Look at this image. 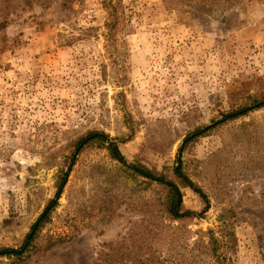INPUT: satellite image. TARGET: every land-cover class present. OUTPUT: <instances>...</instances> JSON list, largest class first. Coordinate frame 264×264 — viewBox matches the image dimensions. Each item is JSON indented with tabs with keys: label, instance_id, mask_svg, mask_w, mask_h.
Returning a JSON list of instances; mask_svg holds the SVG:
<instances>
[{
	"label": "rangeland",
	"instance_id": "obj_1",
	"mask_svg": "<svg viewBox=\"0 0 264 264\" xmlns=\"http://www.w3.org/2000/svg\"><path fill=\"white\" fill-rule=\"evenodd\" d=\"M119 1L112 41L103 0H0L1 246L30 231L88 131L126 140L119 148L131 163L169 171L190 131L243 97H264V0ZM104 161L88 150L72 167L47 230L67 242L21 264H92L126 237L141 218L127 205L107 224L77 217L90 197L85 172ZM183 162L209 202L186 221L190 243L209 230L222 239L229 210L239 243L233 263L264 264V108L218 126ZM183 192L187 209L205 210L204 198Z\"/></svg>",
	"mask_w": 264,
	"mask_h": 264
},
{
	"label": "trees",
	"instance_id": "obj_2",
	"mask_svg": "<svg viewBox=\"0 0 264 264\" xmlns=\"http://www.w3.org/2000/svg\"><path fill=\"white\" fill-rule=\"evenodd\" d=\"M103 6L108 13L105 24L107 39L113 41L120 24L122 3L119 0H103ZM5 25L2 24L0 29ZM263 108L264 97L259 101L251 97L241 98L239 104L214 116L211 125H202L190 131L179 149L180 156L175 167L158 173L141 163H131L122 155L119 144L126 140L112 138L103 130L88 131L73 142V153L66 172L62 170L56 174L55 196L17 245H0V258L11 259L10 264H21L67 242L68 236L57 237L47 230L69 182L72 167L74 170L86 151L98 150L105 154L106 161L89 164L85 178L91 183L90 197L88 204L76 208L77 217L84 221L96 218L101 224H107L119 215L123 205H127L141 218L131 223L123 240L106 244L92 264H234L232 258L238 254L239 243L235 225L228 220L231 217L229 210H225L220 217L224 228L222 239L209 230L204 235L207 240L201 237L190 243L186 221L208 211L209 202L185 171L183 156L187 149L218 126ZM188 187L207 203L199 215L185 207L183 189ZM77 233L73 232V237Z\"/></svg>",
	"mask_w": 264,
	"mask_h": 264
}]
</instances>
